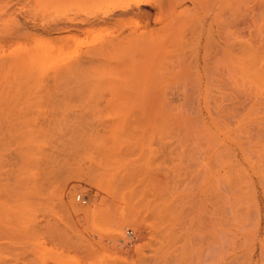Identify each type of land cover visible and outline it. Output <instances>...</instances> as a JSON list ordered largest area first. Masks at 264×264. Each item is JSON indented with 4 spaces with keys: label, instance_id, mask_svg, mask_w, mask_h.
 <instances>
[{
    "label": "rangeland",
    "instance_id": "374dc122",
    "mask_svg": "<svg viewBox=\"0 0 264 264\" xmlns=\"http://www.w3.org/2000/svg\"><path fill=\"white\" fill-rule=\"evenodd\" d=\"M0 264H264V0H0Z\"/></svg>",
    "mask_w": 264,
    "mask_h": 264
},
{
    "label": "bare ground",
    "instance_id": "6f19581e",
    "mask_svg": "<svg viewBox=\"0 0 264 264\" xmlns=\"http://www.w3.org/2000/svg\"><path fill=\"white\" fill-rule=\"evenodd\" d=\"M82 3H87L86 2H83V1H80ZM139 2H135L133 5H128L126 7H122L121 10L123 13H128V12H131L133 11V6H136V7H139L137 4ZM121 11L119 12H113L112 14L116 15L117 13H120ZM109 15L107 14V16H105V18H107ZM127 37V35L125 36ZM10 119V117H9ZM6 121H8V118H6ZM19 123H20V127H21V130H23V124L25 123V114H24V110H20V117L18 119ZM23 133H22V137H23ZM23 151L20 155V175L18 176L19 177V183L21 185V195H20V199H21V204H25V186H26V179H25V163L23 161ZM2 160V159H1ZM2 169V168H1ZM14 177V176H13ZM13 197V195H11Z\"/></svg>",
    "mask_w": 264,
    "mask_h": 264
},
{
    "label": "built area",
    "instance_id": "2783aa9c",
    "mask_svg": "<svg viewBox=\"0 0 264 264\" xmlns=\"http://www.w3.org/2000/svg\"><path fill=\"white\" fill-rule=\"evenodd\" d=\"M80 200V196L77 197Z\"/></svg>",
    "mask_w": 264,
    "mask_h": 264
}]
</instances>
